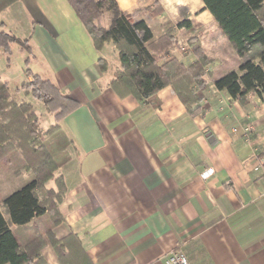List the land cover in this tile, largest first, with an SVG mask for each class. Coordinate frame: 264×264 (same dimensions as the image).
Returning a JSON list of instances; mask_svg holds the SVG:
<instances>
[{"label": "crops", "instance_id": "crops-1", "mask_svg": "<svg viewBox=\"0 0 264 264\" xmlns=\"http://www.w3.org/2000/svg\"><path fill=\"white\" fill-rule=\"evenodd\" d=\"M115 1L132 20L148 23L154 41L191 21L193 32L176 30L158 60L192 65L198 58L189 39L197 38L212 61L202 112L189 114L170 86L152 99L119 97L111 87L117 53L110 43L95 48L68 0H18L1 12L0 24L28 41L31 72L78 102L59 122L71 142L57 171L65 184L57 207L63 221L50 227L35 220L26 234L21 228L23 246L45 264H165L173 250L191 264H264V100L250 95L243 104L216 88L240 59L203 0ZM111 21L106 13L101 24ZM181 41L187 50H176ZM31 81L24 77L21 86ZM208 168L215 174L202 179ZM15 178L0 175L2 198L23 186Z\"/></svg>", "mask_w": 264, "mask_h": 264}, {"label": "trees", "instance_id": "trees-1", "mask_svg": "<svg viewBox=\"0 0 264 264\" xmlns=\"http://www.w3.org/2000/svg\"><path fill=\"white\" fill-rule=\"evenodd\" d=\"M17 1L0 0V13ZM68 1L95 48L101 50L110 43L117 53L119 66L111 87L119 97L152 99L170 86L189 114L196 116L202 112L200 101L206 84L205 68L212 61L200 48L197 38L189 39L198 58L192 65L186 67L176 58L163 63L158 60V55L176 42V30L193 32L189 19H184L176 28H168L164 37L154 41L148 23L132 20L119 9L115 0ZM203 2L240 59L239 70L218 79L216 88L243 104L250 95L264 100V0ZM106 13L112 15L108 28L101 24ZM15 43L21 50L31 53L28 41L22 42L2 23L0 52L9 53ZM106 68L107 62L102 61L101 71ZM28 72L32 81L24 87L31 88L33 97L54 115L55 124L47 131L38 130L37 114L32 106L15 103L8 84L0 81V175L20 177L23 170L31 173L22 187L0 202V264H45L42 255H32L25 249L18 235L20 229L24 234L31 233L35 227L29 225L35 220L50 227L63 221L57 207L65 196V184L57 171L69 159L71 142L61 132L59 122L78 107V102L67 96L54 81ZM47 136H56L51 148L41 142ZM50 181L54 187L47 186Z\"/></svg>", "mask_w": 264, "mask_h": 264}, {"label": "rangeland", "instance_id": "rangeland-1", "mask_svg": "<svg viewBox=\"0 0 264 264\" xmlns=\"http://www.w3.org/2000/svg\"><path fill=\"white\" fill-rule=\"evenodd\" d=\"M8 17H10V16H8ZM10 18H8V19L10 20ZM20 20H21V18H20ZM21 22L22 21H19L18 23H21ZM28 26H29V24H28ZM18 31H19V33H23L22 30L21 31L18 30ZM21 41L23 42V40H21ZM29 57H30V54L27 53L25 50H21L20 45L16 44V43L12 45V49L9 53L1 52L0 53V75L2 76V78L0 79V81L2 83H5V80L10 81V82H14V85L11 84V87H9V85H8L9 90H10V94L13 98V101L17 104H23V103L30 104L32 106V111L37 114L38 130L47 131L50 129V127H52V126H50L48 128V126L51 125L52 122H53V125L55 124L54 115L48 113L46 111V109H45V111L47 112V114L43 115V113H45L44 112L45 106L41 101L37 100V102H39L41 105H36V106H34L32 103L26 101L25 97H29V96L33 97L32 93H31L32 89L28 88V87L25 88L24 85L21 86L24 83L23 78L28 76V73H29L28 71L30 70L32 72H35V69H36V68L34 69L35 66L30 64L29 61L31 59L29 60ZM29 83H26V85H28ZM55 140H57L56 136H53V138L52 137L50 138V136H47V137H45V139L42 138L41 142L42 143L45 142L47 144V146L49 148H51V146ZM29 174H31V173H28V171L23 170L21 172V176L18 178H15V180H19V182H22V184L24 185L25 181L30 178ZM47 184H48L47 186L49 187V186L53 185L54 183H53V181H50ZM0 185H1V183H0ZM12 186H13V184L10 183V180L8 182H6L5 185H3V187L5 188V193H7V191H10ZM3 195L4 194H0V202L3 199L2 198ZM40 196L42 197L43 193L42 194L40 193Z\"/></svg>", "mask_w": 264, "mask_h": 264}, {"label": "built area", "instance_id": "built-area-1", "mask_svg": "<svg viewBox=\"0 0 264 264\" xmlns=\"http://www.w3.org/2000/svg\"><path fill=\"white\" fill-rule=\"evenodd\" d=\"M188 49V44L187 42L181 41L178 46H177V51H185ZM244 132L248 133L249 128L248 126L244 125L243 126ZM259 166L264 173V157L259 158ZM215 174V169L214 168H208L205 171L201 173V178L202 179H207ZM165 264H191L187 255L180 251V250H173L167 256L165 257Z\"/></svg>", "mask_w": 264, "mask_h": 264}]
</instances>
